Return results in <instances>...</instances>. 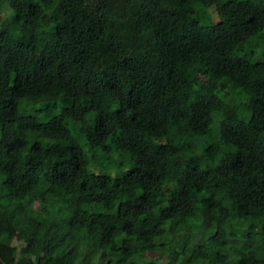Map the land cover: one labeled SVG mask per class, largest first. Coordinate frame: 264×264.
Instances as JSON below:
<instances>
[{
    "label": "trees",
    "instance_id": "obj_1",
    "mask_svg": "<svg viewBox=\"0 0 264 264\" xmlns=\"http://www.w3.org/2000/svg\"><path fill=\"white\" fill-rule=\"evenodd\" d=\"M0 264H264V0H0Z\"/></svg>",
    "mask_w": 264,
    "mask_h": 264
},
{
    "label": "rangeland",
    "instance_id": "obj_2",
    "mask_svg": "<svg viewBox=\"0 0 264 264\" xmlns=\"http://www.w3.org/2000/svg\"><path fill=\"white\" fill-rule=\"evenodd\" d=\"M36 1V0H34ZM13 13L8 9L7 6H4L3 8V13L1 15V21H4L5 19L9 22V26L6 29L14 38L16 39H20V35H19V27L20 24L13 18ZM260 58V57H257ZM208 78V73H203L199 76L198 78V82L197 85L201 86L206 79ZM51 115V114H50ZM46 118H42L41 121H45ZM241 120L245 121L247 120V115H244ZM93 161L96 162V168L98 170L99 173L102 174H113V175H117V172L113 171V170H109L108 167L103 163L102 158L100 155L96 156L93 158ZM126 169V167L124 168ZM163 252L162 251H158L157 253H151V254H147L146 256V261H153L156 263H160L163 262Z\"/></svg>",
    "mask_w": 264,
    "mask_h": 264
}]
</instances>
